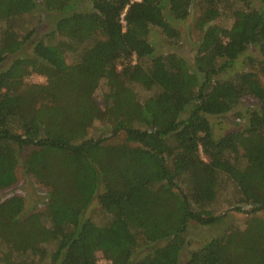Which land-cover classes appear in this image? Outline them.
Returning a JSON list of instances; mask_svg holds the SVG:
<instances>
[{
	"label": "trees",
	"instance_id": "1",
	"mask_svg": "<svg viewBox=\"0 0 264 264\" xmlns=\"http://www.w3.org/2000/svg\"><path fill=\"white\" fill-rule=\"evenodd\" d=\"M254 3L0 0V191L25 176L46 191L44 209L24 216L21 197L0 200V264H96L97 252L109 264H264V0ZM34 11L52 17L38 40L14 23ZM193 13L192 59L154 54L149 29L176 40L169 22ZM224 15L228 26L213 23ZM250 47L255 71L224 78ZM244 98L257 104L246 124L216 137L209 118ZM94 122L106 137L88 135ZM218 194L243 226L213 214ZM93 201L96 220L85 217ZM189 223L221 230L182 260Z\"/></svg>",
	"mask_w": 264,
	"mask_h": 264
},
{
	"label": "rangeland",
	"instance_id": "2",
	"mask_svg": "<svg viewBox=\"0 0 264 264\" xmlns=\"http://www.w3.org/2000/svg\"><path fill=\"white\" fill-rule=\"evenodd\" d=\"M84 5H81L83 9L89 6V0H82ZM255 0H252V4ZM255 4V3H254ZM51 13L50 16H53ZM196 13H193L183 21H171L170 25L176 29L178 32V38L176 40H168L166 39L157 28H150L149 32L146 36L147 41L152 46L154 50V54H164L167 52H174L190 61L194 54L195 49V41L197 35L195 33V29L193 26V20L195 18ZM52 17H43L41 14H38L36 11L31 14L22 15L20 18L15 20V27H21L25 30H30L35 28V36L32 37V40H38L40 38V33L43 35L49 31L50 29V20ZM214 24L218 26H228L230 24V20L227 15L223 17H219L214 20ZM44 29V30H41ZM39 34V35H38ZM26 51L29 50L28 44L24 46ZM248 59H259V55L255 48L250 47L247 51L241 54L234 62L232 68L228 70L224 74L225 77H229L234 73H238L241 71H252L255 69L249 65L247 62ZM67 62L71 61V57L68 56L66 59ZM27 83H42L43 78L36 75H31L27 79H25ZM260 82L264 84V79L260 77ZM104 83L101 81L98 88L93 93V100L97 105L102 106L101 103V94L104 91ZM147 96H149L148 91H142L137 89V98L140 102H142ZM257 104L254 100L249 98H244L241 102L230 112L216 117H210L209 120L211 122V126L216 137L221 136L225 133L239 130L246 124V112L252 109H256ZM237 115L239 117H237ZM101 129L100 124L97 122L93 123V126L88 131V135L96 138L99 134H104L103 137H106V131ZM108 142H116L117 144L123 142V136L119 135L116 139H113ZM46 191L40 185H38L34 179L30 176L18 177L15 182L6 189L0 191V200L11 195H16L21 197L23 200V211L22 215H27L33 211H41L45 207ZM228 195V194H227ZM217 195L216 201L213 205V214H225L224 219L227 223H233L239 227L243 226L247 216L232 211V205L229 203L232 201V198L229 199V195ZM224 197L225 199H221ZM97 205L93 201L89 208L85 213V217H91L92 220L98 219L99 215H97ZM257 215L260 216L258 213ZM220 227H200L194 223H189L187 228V233L185 236L186 244L184 247V252L182 255V260H184L187 254L197 248L200 247L204 242L209 240L210 238L216 236L220 232ZM96 264H109L108 260L100 253L97 252L95 254Z\"/></svg>",
	"mask_w": 264,
	"mask_h": 264
}]
</instances>
